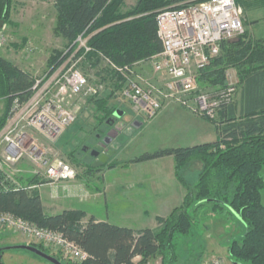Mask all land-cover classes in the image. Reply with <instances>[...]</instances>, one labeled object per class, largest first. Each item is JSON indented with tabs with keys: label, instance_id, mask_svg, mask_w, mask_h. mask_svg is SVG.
<instances>
[{
	"label": "trees",
	"instance_id": "obj_1",
	"mask_svg": "<svg viewBox=\"0 0 264 264\" xmlns=\"http://www.w3.org/2000/svg\"><path fill=\"white\" fill-rule=\"evenodd\" d=\"M178 1L182 0H137L126 8L125 0H57L55 32L67 50H74L77 37L82 36L88 38L87 45L93 51L90 56L99 54L117 67L133 66L161 53L156 16ZM244 1L235 0L244 8L251 4ZM11 6L12 0H0L3 25L9 23ZM243 36L222 43L221 54L198 72L199 82L204 86L224 87L227 69L244 66L250 61L258 46ZM63 54L55 52L51 56L48 71L53 72L59 67L66 58ZM258 69H264V62ZM33 80L30 74L0 57V103H3L0 130L6 123L12 101L17 98L25 102L29 98ZM230 106L222 105L218 110L217 116L224 121L222 126L213 122L218 134L215 142L145 153L131 161L144 163L172 157L175 176L185 189L182 205L167 218H158L156 229L137 231L93 217L82 222L84 213L73 210L49 214L36 190H4L1 185L0 213H10L60 234L87 255L82 264H134L137 257L141 264L157 255L161 256L162 264H172L178 248L176 238L189 237L197 224L194 215L204 204H210L212 213L225 210L238 216L245 226L242 239L233 240L228 246L229 262L264 264V206L261 203L264 194V118L245 114L243 119H235L229 111ZM194 163H199L201 169L194 181L188 183L185 173ZM27 184L42 183L33 178ZM30 245L47 254L42 246ZM5 250H0V255Z\"/></svg>",
	"mask_w": 264,
	"mask_h": 264
},
{
	"label": "rangeland",
	"instance_id": "obj_2",
	"mask_svg": "<svg viewBox=\"0 0 264 264\" xmlns=\"http://www.w3.org/2000/svg\"><path fill=\"white\" fill-rule=\"evenodd\" d=\"M56 1L12 0L9 23L3 25L0 31V40H2L0 57L12 62L34 79H40L48 72L49 59L55 52L67 50L65 43L55 32ZM136 1L125 0V7L133 6ZM252 1L258 3L254 5ZM246 2H251L246 8L242 6L243 4L237 3L241 9L245 27L243 37L246 36L248 22L255 21L253 24L256 23L257 27L254 30L264 31V0H245L244 3ZM236 40L237 38L231 42ZM78 55L81 59L76 64V68L87 79V86L80 97L70 100L71 105L78 110L76 120L55 142L45 143L43 139L39 140L40 145L43 144L47 149L50 158L68 162L75 170L76 176L62 188L59 187L57 192L47 186L35 190L49 214H57L66 210L79 211L84 213L81 221L85 222L92 214L97 218H103V214L99 215L97 210H105L101 206L105 197L117 190L113 185L107 186L108 180L122 181L124 179L128 183V190H138L139 186L132 184L133 178L131 177L137 175L135 171L138 167L135 165L140 163H131L132 160L145 153H154L183 145L178 143L177 137L184 134L183 124L189 122L190 119H195L205 120L213 125L217 116L214 119L205 118L176 100L168 99L161 103L155 116L150 119L142 117L135 112L131 103L120 97L121 88L125 85L122 74L111 69L108 64L94 55H83L82 52ZM157 64L158 61L149 60L134 66L131 69L132 78L146 88L149 86L162 88L167 81V75L165 71L158 70ZM194 75L195 92L192 94L194 96L207 94L211 100L218 99L219 93L227 85L233 84L229 80L230 75L227 71V83L224 87L204 86L198 81L199 73ZM234 88L233 101L236 97L235 85ZM191 98L193 97L189 96V99ZM2 105L1 102L0 107ZM116 110L122 111L123 117L116 119L112 127L107 126V120L113 118ZM104 138L110 142L106 147L102 142ZM83 147H86L89 152L106 153L109 151L113 152V155L99 170H92L91 166L95 161L88 154L81 152ZM110 166L114 167L110 168ZM171 167L167 164L159 170L167 172L172 169ZM7 170L13 173V178L22 186L28 185L29 180L33 178L39 183L44 182L42 175H36L39 168L28 161L19 163L12 168L13 171ZM197 173L198 168L195 166L186 170L185 178L188 183L194 181ZM123 186L125 187V184ZM194 218L197 224L192 234L189 237L176 238L178 248L172 264H212L214 260H220L222 264H231L227 255L228 246L231 241L242 239L245 231L240 218L234 214H228L225 210L214 214L210 204H204ZM30 244L35 243L28 242L9 231L0 230V250ZM1 253V255L3 253L6 255L3 260L0 255V264H25L20 261L21 255L36 257L21 250L1 251ZM47 254L62 264H75L71 259L63 258L49 250ZM9 255L12 256L11 260L6 258ZM36 259L42 264H49L38 257ZM141 264H162V258L157 255Z\"/></svg>",
	"mask_w": 264,
	"mask_h": 264
},
{
	"label": "built area",
	"instance_id": "obj_3",
	"mask_svg": "<svg viewBox=\"0 0 264 264\" xmlns=\"http://www.w3.org/2000/svg\"><path fill=\"white\" fill-rule=\"evenodd\" d=\"M156 25L162 51L150 61H158V70L165 71L167 75L162 88H146L132 78L131 69L142 63L117 67L97 55L100 61L122 74L125 85L121 88L120 97L131 103L137 114L149 119L168 99L176 100L205 118L214 119L222 105L233 103L234 85H227L216 100H211L207 94L194 96V74L221 54L222 43L245 34L241 9L235 0H182L158 12ZM87 40L78 36L75 49L69 48L64 52L66 58L56 70L34 79L30 96L25 102L17 98L12 101L6 123L0 130V185L4 190L32 191L47 186L57 192L59 187L75 178L72 166L64 160L50 158L39 140L55 142L76 120L78 110L70 100L80 97L87 86V79L76 68L81 59L80 52L83 55L93 52ZM189 96L193 98L189 99ZM23 161L39 168L36 175H42V184L22 186L17 183L13 173L7 169L12 170ZM0 230L21 236L56 255L71 259L75 264L87 260L81 249L60 234L39 228L10 213H0ZM212 264L222 262L214 260Z\"/></svg>",
	"mask_w": 264,
	"mask_h": 264
},
{
	"label": "crops",
	"instance_id": "obj_4",
	"mask_svg": "<svg viewBox=\"0 0 264 264\" xmlns=\"http://www.w3.org/2000/svg\"><path fill=\"white\" fill-rule=\"evenodd\" d=\"M253 22L255 21L246 24L245 39L258 47L255 48L250 61L244 66H231L227 70V74L230 75L229 80L236 87V97L229 111L238 120L243 119L245 114H253L255 117L264 118V69H258L264 62V31L254 30L257 24H253ZM227 50H230V48ZM231 50L233 51V48ZM223 121L218 115L214 122L222 126L221 122ZM182 130L184 134L177 137L178 143L183 145H178L176 148L210 144L218 139L215 125L205 120L190 119L189 122L183 124ZM182 130L180 129V131ZM167 164L172 166L170 171L163 172L159 170ZM191 166L198 168V171L201 169L199 163H194ZM135 167H138L135 171L137 175L131 178H133L132 184L135 183L139 186L137 187L138 190H128V183L124 179L122 180V177L120 178L122 181L108 180L106 182L107 186L113 185L117 190L112 191L108 197H105V201L101 205L105 210H97L99 215L103 214V218H97L93 214L91 217H94L97 221H106L113 225L137 231L156 229L158 228L157 218H165L183 203L186 192L174 176L175 163L172 157L147 161L137 164ZM261 203L264 206V194L261 196ZM5 255V253L1 255V260L5 259ZM6 258L11 260L12 256L9 255ZM36 258L21 255L20 261L25 264H42ZM140 260V257H137L133 260V263L139 264Z\"/></svg>",
	"mask_w": 264,
	"mask_h": 264
},
{
	"label": "water",
	"instance_id": "obj_5",
	"mask_svg": "<svg viewBox=\"0 0 264 264\" xmlns=\"http://www.w3.org/2000/svg\"><path fill=\"white\" fill-rule=\"evenodd\" d=\"M3 26V22L0 21V30ZM124 113L120 110H116L113 113V118L114 119H120L121 117H123ZM108 123V122H107ZM113 155V152H108L107 155H101L98 160L92 164V168H97L100 167L101 165H103L106 160ZM90 156L92 158H97L99 156V153L97 151H91L90 152ZM7 250H21V251H26L29 252L33 255H35L36 257L48 262L49 264H62L61 262H59L57 259L53 258L52 256L40 251L39 249H37L34 246L31 245H19V246H13V247H9L7 248Z\"/></svg>",
	"mask_w": 264,
	"mask_h": 264
},
{
	"label": "flooded vegetation",
	"instance_id": "obj_6",
	"mask_svg": "<svg viewBox=\"0 0 264 264\" xmlns=\"http://www.w3.org/2000/svg\"><path fill=\"white\" fill-rule=\"evenodd\" d=\"M115 120H116V119H114V118H110V119H108V120H107L108 123L106 122V125L112 127V126L115 124ZM97 138H98V136H97ZM102 142H103V146H105V147L108 146V144L110 143L109 140H108L107 138L102 139ZM81 152L84 153V154H88L89 157H91V156H90V152L88 151V149H87L86 147H83V148L81 149ZM108 152H109V151H107L106 153H99V156H98L97 158H93V161L96 162V161L98 160V158H99L101 155H107ZM91 158H92V157H91ZM108 159H109V158H108ZM108 159L106 160V162H105L103 165H105V164L107 163ZM95 162H94V163H95ZM103 165H101V166H103ZM101 166H100V167H101ZM100 167L92 168V166H91V169H92V170L100 169Z\"/></svg>",
	"mask_w": 264,
	"mask_h": 264
}]
</instances>
